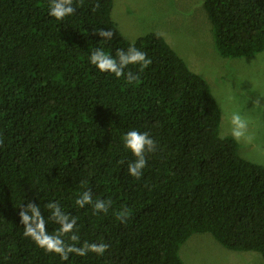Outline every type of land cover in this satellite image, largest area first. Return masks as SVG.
<instances>
[{"label": "trees", "instance_id": "obj_1", "mask_svg": "<svg viewBox=\"0 0 264 264\" xmlns=\"http://www.w3.org/2000/svg\"><path fill=\"white\" fill-rule=\"evenodd\" d=\"M215 46L227 58L264 51V0H205ZM98 5V7H97ZM63 20L49 0H0V264H185L182 245L211 233L224 247L264 258V165L221 134L222 108L208 80L158 32L134 41L113 19L114 0H74ZM96 9L93 11V9ZM111 29L113 39L96 34ZM130 45L152 60L139 80L100 72L96 48L115 57ZM148 132L158 145L143 176L122 137ZM112 201L93 214L75 200ZM47 220L48 202L78 218V246L106 243L99 256L46 253L23 236L22 205ZM127 207V223L117 214ZM59 226L48 222L51 234ZM71 243V241H67Z\"/></svg>", "mask_w": 264, "mask_h": 264}, {"label": "rangeland", "instance_id": "obj_2", "mask_svg": "<svg viewBox=\"0 0 264 264\" xmlns=\"http://www.w3.org/2000/svg\"><path fill=\"white\" fill-rule=\"evenodd\" d=\"M205 0H114L113 19L131 41L149 32L162 34L204 76L222 108L221 134L231 135L230 119L239 113L248 122L239 140L241 155L264 165V51L227 58L215 46ZM185 264H264L254 251L221 245L211 233H195L181 247Z\"/></svg>", "mask_w": 264, "mask_h": 264}, {"label": "clouds", "instance_id": "obj_3", "mask_svg": "<svg viewBox=\"0 0 264 264\" xmlns=\"http://www.w3.org/2000/svg\"><path fill=\"white\" fill-rule=\"evenodd\" d=\"M74 0H49L48 14L56 20H63L67 16H71L76 12L73 6ZM98 7V5H97ZM96 9L94 8L93 11ZM102 40L110 41L113 39L114 32L111 29L101 28L95 31ZM90 63L94 65L100 72L113 74L116 78L125 77L128 84H133L139 80V75L134 74L129 66H139V71H143L152 64V60L147 53L130 45L127 50L118 49L115 57L105 53L102 48H96L90 54ZM264 96H260L255 104L261 105L260 100ZM264 106V105H261ZM230 132L233 139L239 141L245 137L248 122L239 113H233L230 119ZM124 148L132 153L135 157L134 161L128 164V173L139 180L143 176V170L147 166L148 154L157 151L158 145L151 138L148 132H140L138 130H130L123 137ZM3 140L0 139V145ZM75 204L84 208L91 205L93 214L98 215L103 212L107 214L112 205V201L97 199L93 200L92 191L86 190L75 200ZM45 208L49 211L47 220L45 219L40 206L28 202L27 206L22 205L19 211L20 223L24 226L23 236L30 238L39 248L46 253L56 254L61 260L67 261L70 254L77 256H86L90 252L99 256H103L109 249L110 245L106 243H89L85 241L82 246H78L80 236L77 231L78 218L65 213L59 202H48ZM121 223H127L130 218V211L124 207L116 216ZM51 222L59 227L53 232L47 231V224ZM67 241H71L68 243Z\"/></svg>", "mask_w": 264, "mask_h": 264}]
</instances>
